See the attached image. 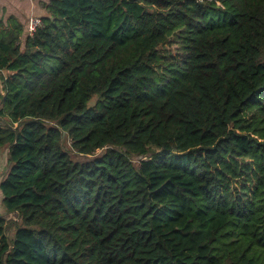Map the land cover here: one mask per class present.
Returning a JSON list of instances; mask_svg holds the SVG:
<instances>
[{
  "label": "trees",
  "instance_id": "1",
  "mask_svg": "<svg viewBox=\"0 0 264 264\" xmlns=\"http://www.w3.org/2000/svg\"><path fill=\"white\" fill-rule=\"evenodd\" d=\"M44 7L0 17V264H264V0Z\"/></svg>",
  "mask_w": 264,
  "mask_h": 264
},
{
  "label": "crops",
  "instance_id": "2",
  "mask_svg": "<svg viewBox=\"0 0 264 264\" xmlns=\"http://www.w3.org/2000/svg\"><path fill=\"white\" fill-rule=\"evenodd\" d=\"M49 0H0V17L5 21L13 16L16 17L24 27H27L28 18L31 16H47V10L44 7ZM4 76L5 72L2 73ZM2 75L0 74V94H3ZM8 152L9 149L0 150V183L8 170ZM3 194L0 189V213L4 212L2 205Z\"/></svg>",
  "mask_w": 264,
  "mask_h": 264
},
{
  "label": "rangeland",
  "instance_id": "3",
  "mask_svg": "<svg viewBox=\"0 0 264 264\" xmlns=\"http://www.w3.org/2000/svg\"><path fill=\"white\" fill-rule=\"evenodd\" d=\"M94 102H95V100H93L91 102V104H94ZM105 151H106L105 148L99 149V150L96 151L95 156H100ZM72 157L76 161H85V160H88L90 158V156H82V155L76 154L75 152H72ZM142 158H143L142 156H140V157L139 156L138 157L136 156V157H134V160H135V162H138ZM5 213L6 212L4 211L3 213H0V214H2V215L4 214L5 215ZM6 220H7V225H8L7 226V230H6L7 231V234H8V236L12 237L13 234H14V229H15V226H14V224L12 222L13 221L18 222V216L16 214H9V215H6Z\"/></svg>",
  "mask_w": 264,
  "mask_h": 264
},
{
  "label": "built area",
  "instance_id": "4",
  "mask_svg": "<svg viewBox=\"0 0 264 264\" xmlns=\"http://www.w3.org/2000/svg\"><path fill=\"white\" fill-rule=\"evenodd\" d=\"M42 18L40 16H31L27 21V32L29 35H33L38 27L42 26Z\"/></svg>",
  "mask_w": 264,
  "mask_h": 264
}]
</instances>
